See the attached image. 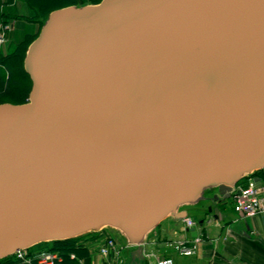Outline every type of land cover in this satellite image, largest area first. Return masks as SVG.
I'll return each mask as SVG.
<instances>
[{
	"label": "water",
	"instance_id": "95a60500",
	"mask_svg": "<svg viewBox=\"0 0 264 264\" xmlns=\"http://www.w3.org/2000/svg\"><path fill=\"white\" fill-rule=\"evenodd\" d=\"M22 68L25 103L0 104V260L100 231L140 250L264 169V0L62 7Z\"/></svg>",
	"mask_w": 264,
	"mask_h": 264
},
{
	"label": "crops",
	"instance_id": "0c3cea01",
	"mask_svg": "<svg viewBox=\"0 0 264 264\" xmlns=\"http://www.w3.org/2000/svg\"><path fill=\"white\" fill-rule=\"evenodd\" d=\"M33 3L34 0H0V12L10 26L6 33L7 41L0 46V55H6L15 44L39 30L42 19L32 8ZM252 178L264 187V172H257ZM207 206L209 204L187 210V218L195 222L193 228L185 229L183 220L165 219L148 236L140 250L126 249L121 254L137 264H155V259L162 257L171 258L173 264H264V214L241 218L232 210V198L220 207V211L218 205L212 206V214L206 212ZM199 221L202 225H198ZM193 231L199 239L194 255L180 256L167 246L178 237L193 239ZM100 233L94 235L97 239L84 242L83 246L89 252L88 259L83 258L87 261L85 264H112L110 257L99 254Z\"/></svg>",
	"mask_w": 264,
	"mask_h": 264
},
{
	"label": "trees",
	"instance_id": "16d2710c",
	"mask_svg": "<svg viewBox=\"0 0 264 264\" xmlns=\"http://www.w3.org/2000/svg\"><path fill=\"white\" fill-rule=\"evenodd\" d=\"M99 1L100 0H34V5L31 6L35 12L41 15V27L46 15L53 10L70 5L96 4ZM0 23H7L5 15L2 12H0ZM38 32L39 30L34 35L26 36L22 41L15 44L6 55H0V104L10 103L17 105L25 103L31 83L28 76L23 71L22 61L27 46L36 38ZM95 234L96 233L88 234L65 241L39 244L28 249L26 253L28 256H31L35 252L55 253L61 258V261L54 262L53 264H73L69 256L74 255L79 258L87 257L88 250L80 244V241ZM113 236L118 242H121L117 236L114 234ZM0 264L22 263L15 260L14 257L9 256L0 260Z\"/></svg>",
	"mask_w": 264,
	"mask_h": 264
},
{
	"label": "built area",
	"instance_id": "2783aa9c",
	"mask_svg": "<svg viewBox=\"0 0 264 264\" xmlns=\"http://www.w3.org/2000/svg\"><path fill=\"white\" fill-rule=\"evenodd\" d=\"M9 30L8 24H0V46L6 42V32ZM264 172V170H263ZM232 210L241 218H252L254 216L264 214V187L257 183L253 178H247L243 184L238 185L232 194ZM195 225L194 221L190 218L184 219V228L191 229ZM183 228V229H184ZM199 239H186L178 237L167 243L169 248H172L180 256H192L196 252V246ZM126 247L114 240L108 238L103 241L98 251L101 256L112 255L118 257ZM12 257L22 264H53L60 262L61 258L55 253H34L28 256L26 251H16ZM74 259L73 255L69 256ZM155 264H173L171 258H156Z\"/></svg>",
	"mask_w": 264,
	"mask_h": 264
},
{
	"label": "rangeland",
	"instance_id": "374dc122",
	"mask_svg": "<svg viewBox=\"0 0 264 264\" xmlns=\"http://www.w3.org/2000/svg\"><path fill=\"white\" fill-rule=\"evenodd\" d=\"M218 211H220V206H218ZM108 238H114V240H116L115 237L112 236L111 234L106 233V232H102V233H100L98 242H101V245H102L103 241H105ZM91 239H97V238H94V235H92L90 237L82 239L80 241V244L84 245V242H86L87 240H91ZM35 253H41V252H35ZM87 254H89V252H87ZM88 257L85 259H88ZM98 257H100V256H98ZM102 257H106V258L110 257L112 260V264H137V262L132 261L129 257H123L122 254H119L118 257H114L112 255H107V256H102ZM85 259L74 256V259H70V260H72V261L75 260V262H72L73 264H85L87 262V261H85ZM76 261H78V262H76ZM83 261H84V263H83Z\"/></svg>",
	"mask_w": 264,
	"mask_h": 264
}]
</instances>
